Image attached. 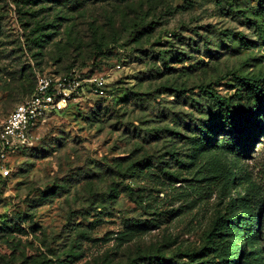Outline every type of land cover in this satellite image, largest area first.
Masks as SVG:
<instances>
[{
    "label": "rangeland",
    "instance_id": "obj_1",
    "mask_svg": "<svg viewBox=\"0 0 264 264\" xmlns=\"http://www.w3.org/2000/svg\"><path fill=\"white\" fill-rule=\"evenodd\" d=\"M110 1L87 0L51 39L95 18L104 28ZM145 5L136 31L115 23L102 52L58 62L55 41L41 52L0 0V123L37 75L89 80L0 183V264H264L263 112L243 122L242 157L213 98L252 105L250 82L264 87V0Z\"/></svg>",
    "mask_w": 264,
    "mask_h": 264
},
{
    "label": "trees",
    "instance_id": "obj_2",
    "mask_svg": "<svg viewBox=\"0 0 264 264\" xmlns=\"http://www.w3.org/2000/svg\"><path fill=\"white\" fill-rule=\"evenodd\" d=\"M11 1L17 8V12L20 15L19 17L21 19L22 25L29 24L28 27H31V30H33L30 34L32 35V37H28V41L31 40L34 43L35 47L38 46L37 48L41 49V52L47 50V45H49L50 42L55 41L53 43V46L57 47L58 50L57 52H54V55L57 56L58 62H60V60L62 59L67 62L71 58L86 61L87 59L93 57L95 53L102 52L104 48L108 47L110 43L114 42V40L116 39L114 38L117 32L115 23L120 24V31L122 32V34L136 31V29L140 27L141 22L146 19L145 17L147 15L144 14L143 8L144 6H146V3H149V0H112L107 4L108 6H112V12L116 14V17L113 20L111 18L107 19L106 17V24L103 25L104 28L97 24L98 18H95L92 23L88 22L86 23V25L84 24L86 33L81 35L78 32L75 33L74 31L73 19L75 20V18L73 16L76 14L79 15L87 8V0ZM70 21L73 23L66 27V34L64 38H59V40L57 41L56 39H51L50 34L48 33L50 32V29H55L56 27H58V23H68ZM35 34H38V36L35 37ZM82 38L85 39L83 40ZM250 84H252V87L250 86ZM250 84L249 86L251 88V94L247 98L253 100L252 105H247L240 102V100L243 98L242 93H237L235 95L238 102L234 104L231 103V100L230 102H228L217 94L213 95L216 105L219 108L226 110V113H228L226 120H228L230 122V125L233 126V133L239 134V137L234 136L226 140L227 146L231 150H233V152L238 153L242 157L248 156L250 151L248 143L251 139L254 138L253 134L248 133L247 130L244 129V120L249 115L253 116L254 114H256L258 109H260L263 113L257 114L255 115V117L257 118V120L259 118L260 120L264 119V87L257 86L252 82H250ZM84 88L85 87H83V89L81 90L82 94ZM71 105L72 104L69 103L65 109L54 114L65 112ZM28 149L29 148H24L15 156L10 176L5 178H2L0 176V183L4 184L6 182V179L13 176L15 172L16 158ZM256 226L257 225H255L254 227ZM130 257L131 256H128L127 259H123V261H126L124 263L123 261H121L120 263L115 264H135V259ZM97 260L98 259L94 260V264L100 261V259L98 261ZM74 261L76 260L71 259L67 261V264H73ZM108 261L111 262L113 260ZM160 263L163 262L161 261Z\"/></svg>",
    "mask_w": 264,
    "mask_h": 264
},
{
    "label": "built area",
    "instance_id": "obj_3",
    "mask_svg": "<svg viewBox=\"0 0 264 264\" xmlns=\"http://www.w3.org/2000/svg\"><path fill=\"white\" fill-rule=\"evenodd\" d=\"M88 79L73 75H37L32 94L0 123V176L11 174L15 156L36 143V133L54 113L78 97ZM102 84V82H99Z\"/></svg>",
    "mask_w": 264,
    "mask_h": 264
}]
</instances>
